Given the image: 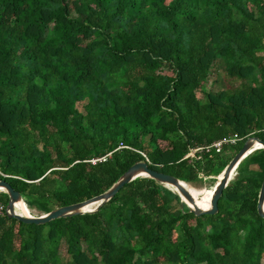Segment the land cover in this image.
<instances>
[{
  "label": "trees",
  "instance_id": "1",
  "mask_svg": "<svg viewBox=\"0 0 264 264\" xmlns=\"http://www.w3.org/2000/svg\"><path fill=\"white\" fill-rule=\"evenodd\" d=\"M213 69L215 85L235 83L207 89ZM249 135L264 141V0H0V179L33 215L103 193L140 160L209 201L199 174H220ZM263 178L259 148L215 214L150 177L92 213L2 214L0 264H264Z\"/></svg>",
  "mask_w": 264,
  "mask_h": 264
},
{
  "label": "water",
  "instance_id": "2",
  "mask_svg": "<svg viewBox=\"0 0 264 264\" xmlns=\"http://www.w3.org/2000/svg\"><path fill=\"white\" fill-rule=\"evenodd\" d=\"M255 142H259L261 146L256 148L254 146ZM259 148H264V141L259 139L257 136L250 135L244 140L240 149L235 153V155L230 159L228 164L222 170L221 177L220 178L218 177V180L214 186L211 195L210 207L206 209L198 205L193 194L185 186L186 182L179 180L177 177L171 174L154 170L151 167H149L147 161L140 160L133 163L119 177V179L115 181L113 185L103 193L95 195L91 198H88L80 202L56 207L51 211H49L48 213H44L40 215H22L16 212L15 205L18 202H23V197L21 193L17 190H14L13 187L6 180L0 179V188H3V191L7 193V197H8L5 206V213L8 217L16 218L24 223H35V224H43L49 222L50 220L60 217L73 216L83 213H92L97 211L102 204H104L109 199H111L124 184L130 182L136 177H150L154 179L156 182L161 183L162 185L170 189L174 188V191H176L179 194L181 200L184 203H186L190 211H192L195 215L215 214L218 211V206H217L218 199L221 196L223 189L231 180L232 173L234 171L236 172V168L239 162L249 153ZM257 211L260 216L264 217V178L261 183L258 194Z\"/></svg>",
  "mask_w": 264,
  "mask_h": 264
},
{
  "label": "built area",
  "instance_id": "3",
  "mask_svg": "<svg viewBox=\"0 0 264 264\" xmlns=\"http://www.w3.org/2000/svg\"><path fill=\"white\" fill-rule=\"evenodd\" d=\"M242 139H243V137L238 136L236 133L232 134V135H228V136H226L224 138L215 140V141H213L210 144L197 146L195 148H191L184 157L185 158L186 157H194L196 155V153H199V152H202V151L203 152H209V151L214 150L215 152H220L222 150L223 145H225V144H232L233 145V144H236L238 141H240ZM95 161H96L95 159L92 160V162H95ZM199 176L202 177L204 181L209 179V178H213L214 177V176H208L207 177V176H204L202 173H200ZM215 178L218 180V176L217 177L215 176ZM29 212H30L29 215H33V214H31V210H29ZM2 214H6L5 213V205L2 202H0V215H2Z\"/></svg>",
  "mask_w": 264,
  "mask_h": 264
},
{
  "label": "rangeland",
  "instance_id": "4",
  "mask_svg": "<svg viewBox=\"0 0 264 264\" xmlns=\"http://www.w3.org/2000/svg\"><path fill=\"white\" fill-rule=\"evenodd\" d=\"M218 69L217 70H214L213 69V71H212V73H211V75H210V78H209V80H208V82L206 83V86H207V89H209L210 87H213V85H215L214 84V78L217 76V73H218ZM220 76H222V74L220 75ZM224 79V81H225V85L227 86V87H230V85L231 84H233V83H235V81L236 80H233V79H229L228 77H226L224 74H223V76L221 77V80L223 81V79ZM221 80H219V82H217V84L215 85L216 87H220V85H222L223 83H222V81ZM80 105V104H79ZM250 136V135H249ZM228 152H227V154H228V156H232L233 154H235V152H236V149L235 148H229V150H227ZM219 175H221V173L220 174H218V175H214V177L213 178H209V179H207V180H205V181H203V182H199V183H194L195 184V186L197 187V188H204V187H210V186H213L214 187V185L216 184V182H217V179L215 178V176L217 177V176H219ZM189 185H191V184H189ZM173 189V188H172ZM174 190V189H173ZM208 203V201H203L202 203L200 202L199 204H201L202 206H205L206 204ZM32 212V211H31ZM33 213V212H32ZM31 213V214H32ZM35 214H37V213H35ZM34 214V215H35Z\"/></svg>",
  "mask_w": 264,
  "mask_h": 264
},
{
  "label": "bare ground",
  "instance_id": "5",
  "mask_svg": "<svg viewBox=\"0 0 264 264\" xmlns=\"http://www.w3.org/2000/svg\"><path fill=\"white\" fill-rule=\"evenodd\" d=\"M254 146L256 147V148H258V147H260L261 146V144L259 143V142H255L254 143ZM235 172V171H234ZM233 172V173H234ZM233 173H232V175H233ZM219 178L221 177V175H219L218 176ZM174 189V188H173ZM214 189V188H213ZM0 191H3V188H0ZM210 200H211V198H210ZM210 200L208 201V203L205 205V206H202L201 204H199L200 202H197L198 203V205L200 206V207H202V208H204V209H206V208H209L210 207ZM202 203V202H201ZM16 212H18V213H20V214H22V215H29V212L27 211V209H26V206L24 205V202H18V203H16Z\"/></svg>",
  "mask_w": 264,
  "mask_h": 264
}]
</instances>
